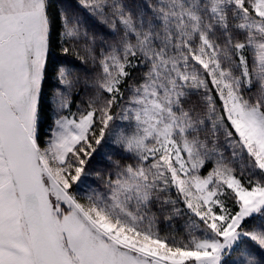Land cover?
Returning a JSON list of instances; mask_svg holds the SVG:
<instances>
[{
  "label": "snow or ice",
  "instance_id": "6c2138e0",
  "mask_svg": "<svg viewBox=\"0 0 264 264\" xmlns=\"http://www.w3.org/2000/svg\"><path fill=\"white\" fill-rule=\"evenodd\" d=\"M0 264H264V0H0Z\"/></svg>",
  "mask_w": 264,
  "mask_h": 264
},
{
  "label": "trees",
  "instance_id": "16d2710c",
  "mask_svg": "<svg viewBox=\"0 0 264 264\" xmlns=\"http://www.w3.org/2000/svg\"><path fill=\"white\" fill-rule=\"evenodd\" d=\"M58 55V53H57ZM49 83H51V80L49 81ZM47 126V116H45V127Z\"/></svg>",
  "mask_w": 264,
  "mask_h": 264
}]
</instances>
